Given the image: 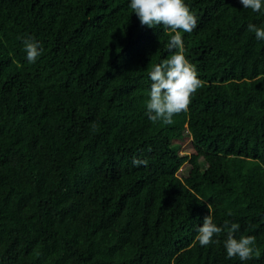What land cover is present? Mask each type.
I'll return each instance as SVG.
<instances>
[{
  "label": "trees",
  "instance_id": "trees-1",
  "mask_svg": "<svg viewBox=\"0 0 264 264\" xmlns=\"http://www.w3.org/2000/svg\"><path fill=\"white\" fill-rule=\"evenodd\" d=\"M130 3L0 0V264H264V40L247 30L264 12L185 0L204 86L166 125L145 101L170 36ZM208 204L259 258H227L226 232L195 241Z\"/></svg>",
  "mask_w": 264,
  "mask_h": 264
},
{
  "label": "clouds",
  "instance_id": "clouds-1",
  "mask_svg": "<svg viewBox=\"0 0 264 264\" xmlns=\"http://www.w3.org/2000/svg\"><path fill=\"white\" fill-rule=\"evenodd\" d=\"M245 9L252 12H264V0H240ZM130 8L138 17L141 26L148 28L162 27L170 38L167 48L172 54L161 62L151 66L149 98L145 101L146 115L153 122L163 124L173 123V117L188 111L192 97L204 86L197 69L188 61L181 33H192L198 26V17L191 11L185 0H131ZM249 32L255 33L257 40H264V27L254 23L247 26ZM24 51L29 63H35L42 55V45L34 37L23 40ZM95 128V125H93ZM133 164H147L133 158ZM209 215L204 217L203 225L198 228L195 241L200 246L219 243L214 239L226 232L223 241L227 258H239L248 261L260 257V251L255 246L256 238L235 233L239 231L238 223L224 221L223 227L214 222L212 205L208 204ZM231 215V213H229Z\"/></svg>",
  "mask_w": 264,
  "mask_h": 264
},
{
  "label": "rangeland",
  "instance_id": "rangeland-1",
  "mask_svg": "<svg viewBox=\"0 0 264 264\" xmlns=\"http://www.w3.org/2000/svg\"><path fill=\"white\" fill-rule=\"evenodd\" d=\"M188 167L186 165L183 166V168L178 173V176L183 177L187 175Z\"/></svg>",
  "mask_w": 264,
  "mask_h": 264
}]
</instances>
